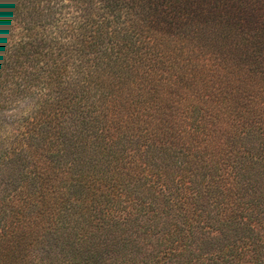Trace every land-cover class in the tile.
I'll return each mask as SVG.
<instances>
[{
	"label": "trees",
	"instance_id": "obj_1",
	"mask_svg": "<svg viewBox=\"0 0 264 264\" xmlns=\"http://www.w3.org/2000/svg\"><path fill=\"white\" fill-rule=\"evenodd\" d=\"M0 264H264V0H0Z\"/></svg>",
	"mask_w": 264,
	"mask_h": 264
}]
</instances>
